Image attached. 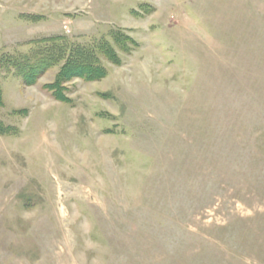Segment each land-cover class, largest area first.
<instances>
[{
	"label": "rangeland",
	"instance_id": "obj_1",
	"mask_svg": "<svg viewBox=\"0 0 264 264\" xmlns=\"http://www.w3.org/2000/svg\"><path fill=\"white\" fill-rule=\"evenodd\" d=\"M113 29L69 102L1 75L0 264H264V0H0V54Z\"/></svg>",
	"mask_w": 264,
	"mask_h": 264
},
{
	"label": "trees",
	"instance_id": "obj_2",
	"mask_svg": "<svg viewBox=\"0 0 264 264\" xmlns=\"http://www.w3.org/2000/svg\"><path fill=\"white\" fill-rule=\"evenodd\" d=\"M30 18L37 20L36 16ZM30 44L31 47L26 52L0 54V111L4 106L2 73L15 75L23 85L33 86L50 69L58 66L55 78L43 84V87L56 100L69 102V82L76 78L85 81L105 78L108 74L106 62L120 65L123 62L121 54H130L139 46L138 41L123 29H113L109 38L98 37L88 44L74 43L64 35L33 39ZM18 133V127L5 124L0 119V135Z\"/></svg>",
	"mask_w": 264,
	"mask_h": 264
}]
</instances>
